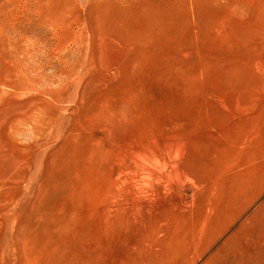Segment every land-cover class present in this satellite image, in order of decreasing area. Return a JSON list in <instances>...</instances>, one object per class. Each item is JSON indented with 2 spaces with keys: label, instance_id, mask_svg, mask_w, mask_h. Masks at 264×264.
<instances>
[{
  "label": "rangeland",
  "instance_id": "rangeland-1",
  "mask_svg": "<svg viewBox=\"0 0 264 264\" xmlns=\"http://www.w3.org/2000/svg\"><path fill=\"white\" fill-rule=\"evenodd\" d=\"M0 264H264V0H0Z\"/></svg>",
  "mask_w": 264,
  "mask_h": 264
},
{
  "label": "bare ground",
  "instance_id": "bare-ground-1",
  "mask_svg": "<svg viewBox=\"0 0 264 264\" xmlns=\"http://www.w3.org/2000/svg\"><path fill=\"white\" fill-rule=\"evenodd\" d=\"M155 143V142H154ZM136 157V156H135ZM138 162L143 167V171L145 173V176L142 178V182H147L149 179L153 178L156 174V168L161 163L160 157L157 154H151V155H140L138 157ZM163 163V162H162ZM164 164V163H163ZM165 166V165H164ZM161 168V167H160ZM142 171V172H143ZM177 176V175H176ZM172 178V177H171ZM171 180V179H170ZM152 181V180H151ZM150 182V181H149ZM145 184V183H144ZM147 185V184H146Z\"/></svg>",
  "mask_w": 264,
  "mask_h": 264
}]
</instances>
